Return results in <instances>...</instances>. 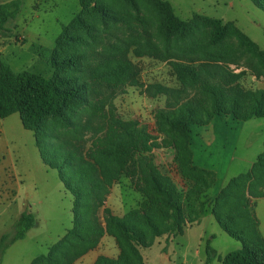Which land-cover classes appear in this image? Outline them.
<instances>
[{
    "label": "rangeland",
    "instance_id": "rangeland-1",
    "mask_svg": "<svg viewBox=\"0 0 264 264\" xmlns=\"http://www.w3.org/2000/svg\"><path fill=\"white\" fill-rule=\"evenodd\" d=\"M10 1L0 0V4ZM99 1L109 9V17L87 16L90 29L75 31L80 40L70 47L79 57L77 71L72 75L85 84L84 102L70 111L66 125L48 122L52 135L48 142L60 151L71 153L75 163L92 165L98 173L101 167L112 164L111 153L131 131H142L148 143L161 144L140 157L135 155L132 167L121 171L118 180L113 179L95 214L97 223L106 230L104 210L122 218L128 209L137 208L141 197L136 189L143 187L150 167L169 178L182 193L188 188L176 169L174 149L163 147L164 135L155 123L158 110L175 99L151 96V86H163L172 93H180L183 99L201 98V92L178 80V72L182 70L178 66L192 69L202 78L206 71L241 74L237 82L243 91L264 92V78L258 75L256 58L240 47L235 37L205 49H195L186 43L166 46L157 33L158 15L147 2L135 0V11L123 0ZM162 1L182 21L198 14L232 23L264 51V12L249 0ZM18 2L17 16L0 31V60L15 72L27 70L51 77L55 42L62 28L79 12V0ZM202 32L197 39L206 46L208 30ZM224 120V126L231 127L230 137L224 143L216 134L218 142L209 149L211 156L203 157V164L211 168L215 182L192 204L198 210L199 202L204 201L205 212L197 222L196 219L187 222L182 235L154 239L150 247L140 249L143 264H203L207 248L215 252L210 264H220L226 254L241 248L238 240L219 227L213 211L217 209L219 191L231 179L247 173L264 151V119ZM229 122L233 125L229 126ZM197 128L191 126L192 138ZM259 192H264V188ZM182 200L187 212L186 201ZM72 203L73 198L63 187L58 171L41 161L33 134L23 128L18 114L0 119V236L14 234L22 213L34 218V226L23 239L5 250L0 264H31L35 258L47 255L49 248L71 228ZM251 203L258 236L264 239V196L251 199ZM235 215L236 223L242 224ZM232 228L237 230L234 225ZM246 232L247 229L243 230L242 235L249 238ZM119 249L115 239L104 233L93 249L72 264H90L91 258L96 260L98 256L116 259Z\"/></svg>",
    "mask_w": 264,
    "mask_h": 264
},
{
    "label": "trees",
    "instance_id": "trees-1",
    "mask_svg": "<svg viewBox=\"0 0 264 264\" xmlns=\"http://www.w3.org/2000/svg\"><path fill=\"white\" fill-rule=\"evenodd\" d=\"M123 1L137 11L135 0ZM144 1L158 15L157 33L166 46L186 43L195 49H205L220 46L230 37H235L239 46L256 58L258 75L264 78V51L259 50L232 23L198 14L182 21L167 2ZM249 1L264 12V0ZM19 6L18 0L0 4V31H4L5 25L15 19ZM79 7V12L62 28L55 42L50 65L54 73L51 77L27 70L15 72L0 60V119L18 114L23 128L33 134L41 161L58 171L63 187L73 198L71 228L49 248L47 255L35 258L31 264H72L93 249L104 233L115 239L120 253L116 259L98 256L94 264H143L140 249L150 247L154 239L164 236L174 239L182 235L186 223L195 219L197 222L206 210L204 201L199 202L198 210L192 204L213 186L215 175L193 164L190 127L205 126L219 116H231L238 122L264 119V92L243 91L237 82L241 74L206 71L202 78L194 70L180 66L178 68L182 70L178 72V80L201 92V98L183 99L180 93H172L163 86H151V96L165 95L175 99L173 103H167L163 110H158L155 123L164 135L163 147L174 149L176 169L188 183V188L183 194L169 178L156 171L155 167H150L143 187L136 189L141 197L138 207L128 209L122 218L112 216L105 209V230L97 223L95 214L102 206L113 179L118 180L117 175L121 171L132 167L135 155L140 157L142 153L160 148L161 144L148 143L147 135L142 131H131L111 153L112 164L101 167V174L92 165L75 163L71 153L49 144L52 135L48 122L66 125L70 111L84 102L85 84L72 75L79 65V57L70 48L80 40L75 31L90 29L87 16L109 17V9L99 0H79ZM205 29L208 30L206 46L197 39ZM261 188H264V151L257 156L247 173L231 179L216 196L214 219L229 237L241 243V248L226 254L220 264H264V239L258 236L251 214V199L264 196V192H259ZM183 198L187 212L183 208ZM235 213L242 224L236 223ZM33 226V216L22 213L16 221L14 234L0 236V256L13 243L23 239ZM245 229L249 238L242 235ZM214 255L215 252L207 248L203 264H210Z\"/></svg>",
    "mask_w": 264,
    "mask_h": 264
},
{
    "label": "crops",
    "instance_id": "crops-1",
    "mask_svg": "<svg viewBox=\"0 0 264 264\" xmlns=\"http://www.w3.org/2000/svg\"><path fill=\"white\" fill-rule=\"evenodd\" d=\"M228 117L231 116H219V117H214L209 124L205 126H196L198 127L196 130L193 131V137L191 134V127H190V132H189V142H190V149L192 153V162L194 165L211 170L210 167H207L205 164H203V157H209L211 156V152L209 149L214 147L216 143L218 142V137L224 140V143L227 141V137H230V131L231 127L224 126V122L222 120L227 119ZM232 118V117H231ZM232 120H234L232 118ZM225 121V120H224ZM228 121V120H227ZM235 121V120H234ZM238 122V121H236ZM218 123V124H216ZM230 123V122H229ZM233 123L229 124V126H232ZM219 129V131H218ZM234 128H232L233 130ZM218 135V137L216 136ZM195 139V140H194ZM224 147V145H223ZM195 148L197 150V155H195ZM207 155V156H204ZM231 161V159H230ZM95 260L94 258H91L90 264H93ZM84 263V260L81 261Z\"/></svg>",
    "mask_w": 264,
    "mask_h": 264
}]
</instances>
